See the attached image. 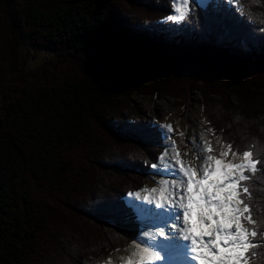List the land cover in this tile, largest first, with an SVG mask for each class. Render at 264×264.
Masks as SVG:
<instances>
[{"label":"trees","instance_id":"trees-1","mask_svg":"<svg viewBox=\"0 0 264 264\" xmlns=\"http://www.w3.org/2000/svg\"><path fill=\"white\" fill-rule=\"evenodd\" d=\"M190 7L177 23L171 0H0V264H90L138 239L121 202L164 138L124 118L132 99L196 93L224 143L264 152V0ZM22 48L55 60L26 70Z\"/></svg>","mask_w":264,"mask_h":264},{"label":"snow or ice","instance_id":"snow-or-ice-1","mask_svg":"<svg viewBox=\"0 0 264 264\" xmlns=\"http://www.w3.org/2000/svg\"><path fill=\"white\" fill-rule=\"evenodd\" d=\"M171 3L174 11L165 21L177 23L189 18L190 5L196 6V0ZM158 127L164 140L171 141L159 159L175 154L166 162L173 178L162 180L158 199L145 195L139 203L121 202L156 227V231L144 234L150 243L139 247L144 241H136L137 251L131 255L139 257L137 264H254V258L264 259V251H253L264 249V204L260 203L264 201V152L255 144L240 152L231 143H224L219 154L213 155L210 141L193 137L185 144L192 149L194 160L186 163L171 135L173 127ZM151 168L159 170L160 162L152 163ZM157 190L153 187L151 192ZM128 196L141 199L139 191ZM257 206L261 212L254 217L253 207ZM127 264H133L131 256Z\"/></svg>","mask_w":264,"mask_h":264},{"label":"rangeland","instance_id":"rangeland-1","mask_svg":"<svg viewBox=\"0 0 264 264\" xmlns=\"http://www.w3.org/2000/svg\"><path fill=\"white\" fill-rule=\"evenodd\" d=\"M208 0H196V3L201 5L205 4ZM174 10V9H173ZM176 39H174L175 42ZM252 53V52H251ZM21 64L26 70H34L38 67L47 64L51 66L55 59L52 53L45 50L33 51L30 48H22L21 49ZM133 103H131V108L134 111V114H130L128 111H124L123 116L127 121H132L136 117H140L145 123L150 124V126L158 128V125H171L175 130L171 135L176 141V147L180 151L181 155H183V149L179 143L177 137V127L180 123L184 124L188 130H191V124L197 125L198 128H195L197 133L204 131L205 134L210 135L214 139L220 140L219 148L221 144H224L222 141L221 134L215 135L213 128L210 127L207 122L206 116L203 114L201 107V99L198 94L193 93L189 95L186 101L184 100H171L168 98H162L160 100L153 98H142L137 97ZM177 114V119L174 115ZM196 121V122H195ZM211 129V131H210ZM160 131V129H159ZM192 131L188 132L187 140L192 139ZM214 135V136H213ZM171 141H165L163 143V150L165 149L166 144H170ZM174 153H170L164 156V159L161 161V168L159 170L151 169V171L147 175L146 185L142 192H140L141 199L138 200L135 196L129 197L127 196V200H135L137 203L141 202L142 198L147 195L152 199H158L160 196L159 186L162 185V179L165 177L167 180H171V172L166 170V162L165 160H169L171 157H174ZM194 156L192 151H190L187 155V162L193 161ZM153 187H157V192H151ZM145 189L147 191H145ZM154 207L155 205H151ZM139 223L141 225V233L137 240H143L144 243H141L139 247L145 246V243H150L145 233L156 231L155 225L147 218H142L139 214L135 213ZM175 230V229H174ZM136 240V241H137ZM136 241L132 243L129 249L123 251L115 252L109 256H101L97 260H93L90 264H127L128 258L131 256L133 260V264H137L139 257L136 255H131L132 253L137 251ZM163 262H153V264H162Z\"/></svg>","mask_w":264,"mask_h":264},{"label":"bare ground","instance_id":"bare-ground-1","mask_svg":"<svg viewBox=\"0 0 264 264\" xmlns=\"http://www.w3.org/2000/svg\"><path fill=\"white\" fill-rule=\"evenodd\" d=\"M174 117L177 119V117H178L177 114L174 115ZM190 127H192V129L191 130H188L186 127H184V124H182V123H180V125H178V127H177V133H178V135H177L176 138H178L179 143H180V145H181V147L183 149V152L184 153L181 156L185 160L186 163H187V155H188V153L190 151H192V149L190 147L186 146V144H185V141L187 140L186 137H187L189 131H192V134H191L192 138L193 137H196L201 142H203L205 140L206 141H210L211 144H212V146H213V148L215 149V151L213 152V155H218L219 154V151L221 150V147L219 148L220 140L214 139L210 135L207 136V134H205L204 131H201L200 133H197V131L195 130V128H198L197 125H196V123L195 124H191ZM181 132L184 133L183 136L180 135ZM185 153H187V155H185ZM172 158L173 157H171L170 159H172ZM165 162H167V159L165 160ZM172 178H173V174H171V179ZM164 179H165V177L162 180H164ZM177 179H179V177H177Z\"/></svg>","mask_w":264,"mask_h":264}]
</instances>
